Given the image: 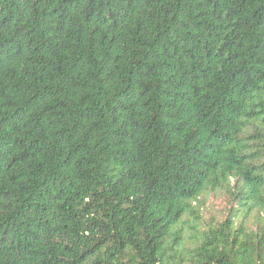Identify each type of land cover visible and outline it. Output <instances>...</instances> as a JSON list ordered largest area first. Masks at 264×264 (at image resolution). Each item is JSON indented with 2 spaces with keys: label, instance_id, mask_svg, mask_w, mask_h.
I'll use <instances>...</instances> for the list:
<instances>
[{
  "label": "trees",
  "instance_id": "obj_1",
  "mask_svg": "<svg viewBox=\"0 0 264 264\" xmlns=\"http://www.w3.org/2000/svg\"><path fill=\"white\" fill-rule=\"evenodd\" d=\"M0 264H264V0H0Z\"/></svg>",
  "mask_w": 264,
  "mask_h": 264
},
{
  "label": "rangeland",
  "instance_id": "obj_2",
  "mask_svg": "<svg viewBox=\"0 0 264 264\" xmlns=\"http://www.w3.org/2000/svg\"><path fill=\"white\" fill-rule=\"evenodd\" d=\"M200 208L201 229H206L208 226L223 222L227 218L230 202L223 195L208 194L201 199Z\"/></svg>",
  "mask_w": 264,
  "mask_h": 264
}]
</instances>
